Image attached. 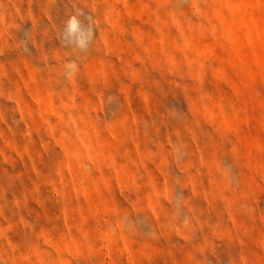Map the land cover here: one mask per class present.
I'll return each mask as SVG.
<instances>
[{"label":"rangeland","instance_id":"1","mask_svg":"<svg viewBox=\"0 0 264 264\" xmlns=\"http://www.w3.org/2000/svg\"><path fill=\"white\" fill-rule=\"evenodd\" d=\"M0 264H264V0H0Z\"/></svg>","mask_w":264,"mask_h":264}]
</instances>
